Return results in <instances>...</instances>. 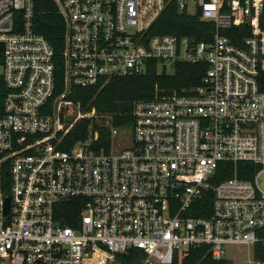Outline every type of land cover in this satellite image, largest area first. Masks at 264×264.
I'll use <instances>...</instances> for the list:
<instances>
[{
    "label": "built area",
    "instance_id": "1",
    "mask_svg": "<svg viewBox=\"0 0 264 264\" xmlns=\"http://www.w3.org/2000/svg\"><path fill=\"white\" fill-rule=\"evenodd\" d=\"M50 1L64 24L58 93L34 0H0V264H174L200 246L228 261L223 246L245 247L252 259L237 264H264V0ZM171 7L211 23L210 40L149 34ZM242 26L239 43L222 33ZM151 61L164 75L180 63L206 70L187 93L137 102L102 143L74 88L141 75ZM82 122L87 136L66 148ZM209 190L208 215L193 216Z\"/></svg>",
    "mask_w": 264,
    "mask_h": 264
},
{
    "label": "trees",
    "instance_id": "2",
    "mask_svg": "<svg viewBox=\"0 0 264 264\" xmlns=\"http://www.w3.org/2000/svg\"><path fill=\"white\" fill-rule=\"evenodd\" d=\"M259 26L264 30V6L259 18ZM34 30L42 35L51 45L54 52L56 92H60L63 87L62 82V58L64 24L56 6L50 0H34ZM246 27L231 28L223 30L222 33L233 42L239 43L242 37L248 35ZM214 32V26L209 22L199 19V15L192 16L179 15L174 7L166 10L156 23L149 30L151 35H176L178 37H189L195 41L210 40ZM206 70L204 64H176L173 72L169 75L159 74L156 70V62H148L146 71L137 76L113 77L103 87L99 85L93 87H75L72 92V99L81 104L82 109H93L96 118L93 122V129L98 131L100 141L108 144L110 129L121 125L132 123V111L137 102L152 100L155 95L167 96L173 92L180 94L182 90L187 91L201 85L202 77ZM258 83L261 90H264V70L260 72ZM87 122H82L72 128L67 136V147L73 143L83 140L87 136ZM249 166L250 164H240ZM222 170V171H221ZM223 166L220 172L223 173ZM230 174L215 178L212 185L228 177ZM240 178H245L241 173ZM9 184V173L6 169L1 171V189L7 195ZM212 191H208L196 204L200 212L193 213V216H207L212 206ZM80 210H73L72 215L76 216ZM71 209H62L60 219L63 224H68L66 218ZM133 254V253H131ZM127 264H132L130 257ZM174 264H235L231 261L221 259L215 260L208 252V247H189L181 258L175 260Z\"/></svg>",
    "mask_w": 264,
    "mask_h": 264
},
{
    "label": "rangeland",
    "instance_id": "3",
    "mask_svg": "<svg viewBox=\"0 0 264 264\" xmlns=\"http://www.w3.org/2000/svg\"><path fill=\"white\" fill-rule=\"evenodd\" d=\"M168 71L170 67H167ZM115 143H118L116 140ZM225 250V257L231 262L237 264V263H243L247 261L248 259H252V256L249 252H247L245 247L241 246H223Z\"/></svg>",
    "mask_w": 264,
    "mask_h": 264
},
{
    "label": "water",
    "instance_id": "4",
    "mask_svg": "<svg viewBox=\"0 0 264 264\" xmlns=\"http://www.w3.org/2000/svg\"><path fill=\"white\" fill-rule=\"evenodd\" d=\"M161 74H162V75L165 74V69H164V67L162 68V73H161ZM8 205H9V200H8V198H6V199H5V203H4V210H5V212H7Z\"/></svg>",
    "mask_w": 264,
    "mask_h": 264
}]
</instances>
